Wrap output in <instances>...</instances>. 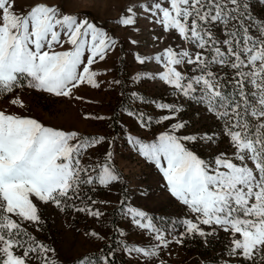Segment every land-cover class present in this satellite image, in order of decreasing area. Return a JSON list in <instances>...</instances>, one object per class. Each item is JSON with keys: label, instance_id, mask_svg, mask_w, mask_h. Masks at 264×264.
Wrapping results in <instances>:
<instances>
[{"label": "snow or ice", "instance_id": "obj_1", "mask_svg": "<svg viewBox=\"0 0 264 264\" xmlns=\"http://www.w3.org/2000/svg\"><path fill=\"white\" fill-rule=\"evenodd\" d=\"M257 3L264 5V0ZM143 7L166 32L175 31L195 48L194 52L165 49L154 57L164 71L147 78L159 79L174 95L202 104L221 122L222 131L178 136L185 128L179 121L154 141L130 136L129 142L156 165L170 194L195 215V220L182 221L186 234L207 237L220 229L229 233L231 257L264 264V10L255 15L249 0H157ZM15 9L16 0H0V95L23 87L24 80L29 88L65 97L84 83L100 87L91 66L97 57L104 60L115 50L114 37L89 19L64 14L43 0H36L24 14ZM127 11L131 15L119 23L134 25L135 13L132 8ZM65 44L68 50L56 51V46ZM146 59L136 56L140 64ZM185 65L193 66L191 73L180 70ZM217 67L229 72L213 71ZM132 95L144 102L137 93ZM12 103L24 106L19 100ZM156 107L172 115L156 121L144 113L128 111L127 115L147 128L153 122L173 120L182 111L167 103H156ZM221 134L227 137L229 149L207 159L186 146L198 141L216 144ZM104 142V137L81 136L0 111V264H27L30 253L54 252L23 227V222H40L33 197L62 207L67 200L79 198L83 186L108 187L120 180L111 152L103 162L82 163L90 149ZM87 211L97 218L102 215ZM127 212L138 228L154 233L159 244L124 245V251L130 256H157L159 247L167 246L165 236L144 211L129 207ZM201 225L212 232H205ZM16 249H23V255H17ZM113 255L101 257V264H110ZM43 260L56 264L47 256ZM76 264L97 262L85 255Z\"/></svg>", "mask_w": 264, "mask_h": 264}, {"label": "rangeland", "instance_id": "obj_2", "mask_svg": "<svg viewBox=\"0 0 264 264\" xmlns=\"http://www.w3.org/2000/svg\"><path fill=\"white\" fill-rule=\"evenodd\" d=\"M35 2L16 0L15 10L18 14H24ZM43 2L56 6L64 14L89 19L118 43L104 60L97 57L91 66V70L98 73L95 79L100 84L99 88L84 83L65 97L29 88L24 80L23 87L0 95V111L34 118L45 126L75 131L81 136L104 137L105 142L90 149L82 163L103 162L106 153L111 152V163L120 180L108 187L96 185L81 189L79 198L67 200L62 207L51 202L45 204L33 197L39 209L40 222H23V227L36 242L54 249V252L30 253L27 264H44V256L56 264H76L77 258L85 255H90L97 264H101L98 259L105 252L114 254L112 259L115 264H247L229 255V233L216 229L207 237L186 234L182 221L195 220V215L170 194L156 165L148 162L129 142L130 136L145 142L154 141L179 121L185 123V128L176 133L178 136L222 131L221 122L202 104L182 95H174V90L159 79L147 78L164 71L162 64L157 63L154 57L165 49L171 47L176 51H195L175 31L166 32L155 22L156 17L152 12L143 7H150L157 0ZM129 8L133 9L136 22L131 26H123L119 21L131 15L127 11ZM255 9L261 10V5L256 4ZM69 48L67 44L62 48L56 46V51ZM137 55L149 59L140 64L136 60ZM186 66L189 65L182 68ZM182 68L180 70L184 72ZM136 76L141 79L134 80ZM117 80L119 84L113 83ZM133 93L142 96L144 102L136 100ZM14 99L21 101L24 106L13 104ZM156 103L177 105L182 111L176 113L173 120L159 124L153 122L147 128L141 127L136 119L127 115L128 111L144 113L146 117H152L153 121L172 115L158 109ZM186 146L205 159L230 147L227 137L222 134L216 144L198 141L186 142ZM129 207L147 213L168 241L166 247H159L157 256H130L124 251V245L147 248L159 244L154 239V233L140 229L132 222L127 212ZM78 208L86 210L77 211ZM87 209L99 211L102 215L97 218L90 215ZM13 218L19 222V218ZM201 227L205 232H212L208 226ZM93 232L97 236H92ZM181 237L182 242L177 243L176 240ZM15 251L17 255H23V249Z\"/></svg>", "mask_w": 264, "mask_h": 264}, {"label": "trees", "instance_id": "obj_3", "mask_svg": "<svg viewBox=\"0 0 264 264\" xmlns=\"http://www.w3.org/2000/svg\"><path fill=\"white\" fill-rule=\"evenodd\" d=\"M249 2L251 3V4H253L254 5V7H253V13L255 14V15H259L260 13H261V11L262 10H264V5H261V10H259V11H256V9H255V6H256V4H258L257 3V0H249ZM217 34H219V31L217 30ZM258 35V34H257ZM189 46H192L191 44H188ZM193 47V46H192ZM194 48V47H193ZM195 49V48H194ZM192 67L193 66H186V68H182V70H184V72H187V73H191V69H192ZM213 71H215V72H217V73H228L229 72V69H227V68H214L213 69ZM230 75V74H229ZM86 188H88V186L86 185V186H83L81 189H86ZM106 255H108V253H103L100 257H99V259H98V262L100 261V258L101 257H103V256H106ZM110 264H115V262H114V260L113 259H111L110 260Z\"/></svg>", "mask_w": 264, "mask_h": 264}]
</instances>
